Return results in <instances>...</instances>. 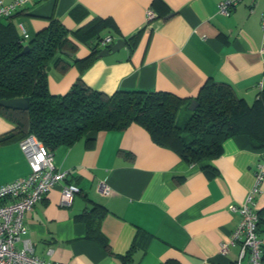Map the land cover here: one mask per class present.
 <instances>
[{
  "label": "crops",
  "instance_id": "obj_1",
  "mask_svg": "<svg viewBox=\"0 0 264 264\" xmlns=\"http://www.w3.org/2000/svg\"><path fill=\"white\" fill-rule=\"evenodd\" d=\"M222 1L31 0L0 26L24 46L51 21L67 30L74 49L56 53L46 70L52 95L71 89L80 76L73 59L86 58L89 44L83 42L94 39L83 33L104 21L109 27L100 36L127 44L84 71L82 81L91 90L108 96L118 90L167 92L192 101L206 83H227L252 105L264 90V0H241L228 17L217 12ZM147 9L156 15L149 23ZM14 130L0 116V186L30 173ZM261 155L247 136H235L223 142L218 159L188 165L137 125L90 133L52 153L56 169L69 175L26 213L22 239L35 256L56 264H236L238 246L225 256L219 249L239 222L229 208L244 202ZM68 183L79 193L63 207L61 190ZM101 183L109 194L99 192ZM94 207L99 210L83 216ZM262 209L264 183L254 199V210ZM259 239L264 243V227Z\"/></svg>",
  "mask_w": 264,
  "mask_h": 264
},
{
  "label": "trees",
  "instance_id": "obj_2",
  "mask_svg": "<svg viewBox=\"0 0 264 264\" xmlns=\"http://www.w3.org/2000/svg\"><path fill=\"white\" fill-rule=\"evenodd\" d=\"M104 23L97 21L84 31V37L94 38L83 42L89 44L90 53L84 59H73L80 76L61 96L49 92L46 70L56 53L74 49L67 30L51 21L24 46L7 26H0V100L29 99L26 111L0 108V116L14 125L20 141L33 135L52 154L60 147H72L90 133L123 131L137 125L156 146L175 152L188 165L218 159L223 142L235 136H247L252 149L262 152L259 163L264 161L262 89L255 102L248 105L229 84L208 82L195 98L198 106L189 111L191 100L167 92L118 90L108 96L88 88L82 74L101 51L99 45L104 38L100 33L109 27ZM24 47L28 49L20 55ZM181 113L184 117L179 122ZM98 210L94 207L83 216ZM257 214L259 237L264 209ZM96 236L98 239L100 233Z\"/></svg>",
  "mask_w": 264,
  "mask_h": 264
},
{
  "label": "built area",
  "instance_id": "obj_3",
  "mask_svg": "<svg viewBox=\"0 0 264 264\" xmlns=\"http://www.w3.org/2000/svg\"><path fill=\"white\" fill-rule=\"evenodd\" d=\"M31 0H13L5 4L0 0V20L9 19ZM241 0H223L219 3L217 12L228 17ZM156 17L151 9L145 11L147 23ZM260 28L262 32V46L260 53H264V14L261 16ZM23 39L28 35L23 30ZM115 41L104 38L99 47L106 48ZM19 148L27 160L30 173L28 176L0 186V264H56L44 261L33 254L29 240L26 236L27 228L24 224L26 213L40 203L46 195L56 186L66 181L69 173L56 169L51 153L46 152L44 146L33 135H29L19 143ZM264 183V168L261 163L256 166L254 183L244 202L230 206L231 213L239 217V222L231 233L228 242L220 245L219 253L225 256L229 249L235 246L240 248L236 264H264V243L257 234L259 216L254 210V199L260 193L261 184ZM101 194H109L110 189L105 183L99 186ZM79 188L75 184H65L61 190L60 205L70 207ZM21 242L22 247L16 248ZM51 254V250H48Z\"/></svg>",
  "mask_w": 264,
  "mask_h": 264
},
{
  "label": "water",
  "instance_id": "obj_4",
  "mask_svg": "<svg viewBox=\"0 0 264 264\" xmlns=\"http://www.w3.org/2000/svg\"><path fill=\"white\" fill-rule=\"evenodd\" d=\"M172 15H168L165 19L170 18ZM125 47V43L123 40H117L113 44L108 45L106 48L101 49L99 54L97 55V59H102L109 57L112 54L119 52L121 49ZM28 47H24L23 51L20 55L26 53ZM71 56V55H69ZM29 99L28 98H19V99H11V100H0V108L13 110V111H26L28 109ZM198 106L195 100L190 101L188 110L194 111Z\"/></svg>",
  "mask_w": 264,
  "mask_h": 264
},
{
  "label": "rangeland",
  "instance_id": "obj_5",
  "mask_svg": "<svg viewBox=\"0 0 264 264\" xmlns=\"http://www.w3.org/2000/svg\"><path fill=\"white\" fill-rule=\"evenodd\" d=\"M183 117H184V113H181V114L179 115L178 121L181 122L182 119H183Z\"/></svg>",
  "mask_w": 264,
  "mask_h": 264
}]
</instances>
